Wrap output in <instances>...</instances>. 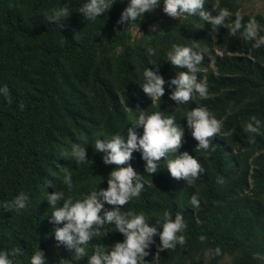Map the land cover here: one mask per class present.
Returning a JSON list of instances; mask_svg holds the SVG:
<instances>
[{"label":"trees","instance_id":"obj_1","mask_svg":"<svg viewBox=\"0 0 264 264\" xmlns=\"http://www.w3.org/2000/svg\"><path fill=\"white\" fill-rule=\"evenodd\" d=\"M241 1L206 0L204 10L218 15L227 8L239 12L243 23L255 17L264 35V15L241 11ZM88 0H0V88L7 86L8 98L0 94V205L12 201L21 192L29 197L26 209L19 212L0 208V252L21 248L23 255L10 257L14 264H30L35 251L45 253L47 264H88L96 245L106 250L123 242L115 225H105L107 236L94 238L87 255L74 258V250L57 246L51 223L54 209L49 194L63 191L76 199L92 190L107 189V178L115 165H105V153L94 148L95 134L127 136L128 128L147 114L163 111L184 129L183 143L176 153L162 158L157 173L145 172L146 161L134 152L129 164L143 176L145 187L139 198L121 208L122 212H143L150 226L164 211L182 212L188 225L186 245L175 250H159V235L147 250L148 264H264V127L255 144L248 142L243 126L255 115L264 124V46L255 41L231 36L223 26L213 29L198 15L150 26L159 18L158 9L145 13L134 24L118 23L129 0H116L111 9L95 21H87L79 9ZM68 6L70 16L50 23L46 14ZM134 29L141 34L134 35ZM204 59L198 66V80L209 91L207 99L178 104L171 100L173 89L165 86V95L153 103L144 93V71H156L166 81L186 68L173 67L167 52L173 45L193 46ZM156 49L149 56L147 49ZM20 104L24 108H20ZM207 107L223 121L222 131L211 140L215 151H195L198 142L187 127L186 113L194 107ZM137 133L142 136L143 128ZM103 138V137H102ZM87 148L88 160L79 165L71 157L73 145ZM189 152L205 172L188 185L171 176L166 160ZM64 156H61V154ZM72 173L73 189L63 183L64 170ZM223 177L225 183H217ZM51 182L52 186H49ZM198 193L199 208L190 204ZM63 206V201L57 207ZM109 210L113 206L105 205ZM103 215V211L101 212ZM162 231V229H161ZM205 236L201 242L199 237ZM219 246L222 254L214 255ZM157 252L159 255L157 256ZM228 264V263H227Z\"/></svg>","mask_w":264,"mask_h":264},{"label":"clouds","instance_id":"obj_2","mask_svg":"<svg viewBox=\"0 0 264 264\" xmlns=\"http://www.w3.org/2000/svg\"><path fill=\"white\" fill-rule=\"evenodd\" d=\"M116 0H88L80 9L87 21H95L106 11L111 9ZM206 0H164L163 11L173 19H181L185 14L198 15L203 21L212 25V28L225 27L231 36L241 34L242 38L255 41L253 47L264 46V35L257 19L253 16L248 22L243 23L244 17L237 12L232 23H226L232 17V13L227 8H221L218 15L213 16L211 12L205 11ZM160 6V0H129L128 6L124 9L118 23L123 24L131 21L134 24L145 13H150ZM216 10L219 7V0L213 4ZM70 11L68 6L54 8L51 14H46L45 18L50 23H59L68 18ZM153 31H156L153 28ZM197 44L193 46L173 45L172 50L167 52V61L173 67L186 68L187 71L178 72L175 78L166 81L159 74V64L156 71L147 68L143 76L145 83L141 86L155 103L165 95V86L173 89L170 99L178 104L189 103L196 99H207L209 96L208 86L203 80H198V66L203 62L202 53L198 52ZM149 56L156 54V49H147ZM9 89L7 86L0 88V94L8 98ZM23 109L24 105L20 104ZM187 127L192 130L193 138L198 142L195 151H215L211 146L213 137L222 131L223 121L204 106L194 107L186 113ZM143 128V135L137 133L138 128ZM264 127L261 120L255 115L251 116L243 126V131L248 134V142L255 144L256 136L261 134ZM184 129L180 127L174 117L165 116L163 111H156L147 114L140 110L138 119L128 128L127 136L114 134L110 137L103 131L95 134L94 148L97 152L105 153L103 162L105 165H115L107 178V189L99 188L92 190L83 199L74 200L71 195L67 198L63 191H56L47 197V201L54 209L51 215V223L63 225L55 228V240L57 246L63 245L69 250H74V258L81 260L87 255V246L94 238L105 237L109 229L105 225H115V230L123 234V242H117L106 250L103 245H96L94 254L88 259V264H148L145 258L150 254L147 251L154 243V237L159 235V250H175L176 246L186 245L185 233L188 225L182 212H177L175 219L172 213L164 211L162 217L157 220V226H150L147 217L143 212L137 214L134 211L122 212L121 208L130 203L134 198H139L145 184L143 176L138 174L129 164L124 167L132 157L134 152H141L142 159L146 161L145 172L150 175L157 173L162 158H166L170 153L179 152ZM103 137V138H102ZM61 156H64L62 153ZM71 157L79 165L88 160L87 148L76 144L73 145ZM167 168L171 176L175 179H183L188 185H194L195 181L205 172V168L189 152L185 151L175 159L166 160ZM63 183L69 189H73L72 173L65 168ZM217 183L223 185V177H217ZM51 185V182L49 183ZM29 197L21 192L12 201H5L0 208L3 211H16L26 209ZM63 201V206L57 207ZM190 204L193 208L200 207L198 193L191 197ZM105 205L113 206L111 210ZM103 211V215L101 212ZM162 229V231H161ZM201 242L206 240L205 236L199 237ZM222 250L219 246L214 249V255L219 256ZM23 255L21 248H13L10 251L0 252V264H14L10 257ZM159 252H157V256ZM30 264H47L45 253L40 250L34 252ZM59 264H66V259L61 258Z\"/></svg>","mask_w":264,"mask_h":264},{"label":"rangeland","instance_id":"obj_3","mask_svg":"<svg viewBox=\"0 0 264 264\" xmlns=\"http://www.w3.org/2000/svg\"><path fill=\"white\" fill-rule=\"evenodd\" d=\"M164 3H161L160 9H158L159 13V18L155 20L152 25L150 26L151 28H160L163 26L165 22H171L175 19L169 17L166 13L163 11ZM241 11L246 12V13H262L264 15V0H244L241 1ZM178 19V18H177ZM134 35H139L141 34V31L138 29H134ZM231 261L230 257H226L221 264H229Z\"/></svg>","mask_w":264,"mask_h":264}]
</instances>
